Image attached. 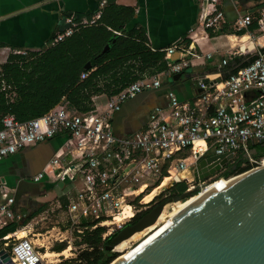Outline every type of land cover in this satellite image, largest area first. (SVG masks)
<instances>
[{
    "label": "built area",
    "instance_id": "obj_1",
    "mask_svg": "<svg viewBox=\"0 0 264 264\" xmlns=\"http://www.w3.org/2000/svg\"><path fill=\"white\" fill-rule=\"evenodd\" d=\"M218 2L210 0L207 5L211 7L207 9L206 5L204 9L201 21L206 27L225 22ZM253 19L258 27L247 31ZM65 23L52 37L51 44L70 35L74 27L89 22L68 17ZM235 25L244 29L255 43L248 51L241 49L245 63L225 75L217 72L213 77L205 75L198 79L199 92L191 102L180 100L173 90L167 89L166 105L154 107L141 128L121 136L112 130V114L124 101L144 90L164 87L174 73H181L190 65L188 56L196 55L195 47L173 42L163 48L164 69L144 75L108 96L102 110L93 107L80 112L59 102L47 112L24 121L16 120L12 114L3 115L0 159L56 135L64 136L61 145L32 178L36 182L45 179L75 187V195L69 197L65 205L69 236L100 226L103 239L150 209L156 196L178 183L185 184L183 191L197 193L217 178L230 176L224 171L242 158L245 161L241 166L247 162L258 165L261 157L253 156L250 145L264 138V3L256 16L240 15ZM10 53L29 54L19 49H12ZM3 63L0 60V91L12 101L16 92L4 78ZM87 75L88 72H82L80 77ZM228 154L232 159L219 170L203 179H195L194 172L201 158ZM142 187L150 192L157 189L148 202L143 203L142 195L137 193ZM13 191L0 183V228L23 218L15 206ZM19 231L16 229L0 238L1 248L8 254V259L0 254V264H57L61 261L42 257L27 236L18 237ZM67 244L69 251L73 250L71 240Z\"/></svg>",
    "mask_w": 264,
    "mask_h": 264
},
{
    "label": "crops",
    "instance_id": "obj_2",
    "mask_svg": "<svg viewBox=\"0 0 264 264\" xmlns=\"http://www.w3.org/2000/svg\"><path fill=\"white\" fill-rule=\"evenodd\" d=\"M218 1L217 7L222 11L225 22L215 27H206L201 17L210 0H0V60L5 63L12 55V49L25 50L28 53L42 50L51 44L55 33L66 25V18L80 16V19L93 23L110 5L130 8L133 11L124 28L114 31L117 35L130 28L141 31L151 50H163L173 42L183 46L192 44L196 55L189 54L191 63L178 79L172 78L162 88L140 92L141 98L133 103L124 102L123 107L112 114V130L115 135L121 136L141 128L154 107L166 105L164 94L168 87L180 100L191 102L199 92L196 85L198 79L205 78V75L213 77L217 72L225 75L244 62L241 49L248 51L255 43L249 39L244 29L236 27L235 20L245 13L256 16L262 3L253 6V0ZM209 7L210 4L207 9ZM253 21L257 22L253 19L251 23ZM206 30L212 31L214 35L209 36ZM247 31H251L249 26ZM150 71L152 70L149 68L145 69L142 76H150L160 70L149 74ZM107 97L104 93L93 95V107L102 110ZM63 138L64 136L56 135L1 158L0 183L10 186L15 195V183L21 180L34 181L33 175L42 169L61 145ZM39 184L37 193L35 188L26 187L27 191L15 200L16 208L26 209L22 205L23 200L32 197L40 202L38 207H42V210L44 204L51 200L63 209L66 222L64 232L68 233L65 205L69 197L75 195L76 188L45 179L39 181ZM47 184H58V189L54 193H48L45 189Z\"/></svg>",
    "mask_w": 264,
    "mask_h": 264
},
{
    "label": "trees",
    "instance_id": "obj_3",
    "mask_svg": "<svg viewBox=\"0 0 264 264\" xmlns=\"http://www.w3.org/2000/svg\"><path fill=\"white\" fill-rule=\"evenodd\" d=\"M132 12L130 8L110 5L102 11L97 21L74 27V31L62 40L42 50L31 51L28 55H10L2 64L1 71L6 81L15 88L16 96L9 101L0 91V128L1 117L5 114H12L16 120L24 121L47 112L59 102L80 112L92 110L93 95H113L142 77L145 69L152 70L149 74L164 69V51L151 50L141 31L130 28L118 35L114 32L124 28ZM80 18L76 16L73 19L79 21ZM256 27L255 21L249 25L250 30ZM206 31L209 36L214 35L212 31ZM106 44L109 48L103 51ZM86 63H89L88 69L84 68ZM82 72H88V75L81 78ZM250 147L254 157L264 156V143L255 142ZM243 161L242 158L237 162L235 171L229 173L225 170L224 174L243 172L255 165L247 162L241 166ZM184 188V183L176 184L169 190L170 196L182 192ZM41 208L38 207L20 222H11L0 228V238L24 225ZM148 210L140 213L132 222ZM102 231L103 228L97 226L75 233L80 237L76 242L83 244L82 247L75 257L57 264H108L114 257L106 249L112 235L103 239ZM127 243L123 242L115 250L121 254ZM53 248L61 251L65 245L59 243Z\"/></svg>",
    "mask_w": 264,
    "mask_h": 264
},
{
    "label": "water",
    "instance_id": "obj_4",
    "mask_svg": "<svg viewBox=\"0 0 264 264\" xmlns=\"http://www.w3.org/2000/svg\"><path fill=\"white\" fill-rule=\"evenodd\" d=\"M253 1V6L264 2ZM107 48L108 45L103 51ZM84 68L88 69L89 63ZM180 75L174 73L172 78L176 80ZM259 142L264 143V138ZM232 157L228 154L201 158L195 179L214 173ZM235 169L234 162L227 171L231 173ZM39 185L27 180L15 183L16 201L29 187L39 192ZM192 194L194 191H182L156 203L112 235L106 249L112 250L115 244L152 224L167 203L184 200ZM0 254L8 259L3 248ZM116 258L108 264H264V169L256 165L238 173L222 188L179 212L172 223L130 256Z\"/></svg>",
    "mask_w": 264,
    "mask_h": 264
},
{
    "label": "rangeland",
    "instance_id": "obj_5",
    "mask_svg": "<svg viewBox=\"0 0 264 264\" xmlns=\"http://www.w3.org/2000/svg\"><path fill=\"white\" fill-rule=\"evenodd\" d=\"M168 81L171 82V79L169 78L167 80V82ZM168 89H171V88L168 87ZM141 97L142 96L139 95V93H138L135 97L129 98L124 102L132 101V103H133ZM102 100H104V99H102ZM122 105H121V107H123ZM63 140H64V138L62 139L61 142H63ZM263 157L264 156H261V158H263ZM237 174L238 173H233L232 175H237ZM232 175H230V176H232ZM222 178L223 177H221L220 179H222ZM225 178H227V177H225ZM220 179H218V180H220ZM215 181H212V182H215ZM58 184H54V185L52 184L53 186L47 184V185H45L47 187L45 189L48 193L49 192L54 193L58 189ZM156 190L157 189H153L151 192H150V190L144 191L140 195H142V197H143V195H146V197L144 198V201H148L151 197H154ZM164 194L168 195L169 191H165V192L159 194L158 196H156L155 199L153 200L154 203L157 201H161L165 197ZM188 199H184V200H180V201H176V202H169L165 205L166 209L170 210L174 206L177 207L180 205L181 202H184ZM22 205L24 207H26V209L19 210V212L21 213V215H23V217H26L31 211L35 210L40 205V202H38L34 198L30 197L27 200H23ZM160 219H163V214H161L160 217L158 218L159 221H160ZM65 225H66V222H65V215H64L63 209L57 207L55 202L50 200V201H47L46 204H44V208L41 211L37 212L35 215L30 217L24 225H22L21 227L18 228V230H20L18 233V236H20V235L27 236V238H29L36 245V247L39 249L40 252H43L45 250L58 252V251L54 250V248H53L55 245H57L59 243H63L65 245V248H66L67 243H68L67 241L71 240L72 247H74L73 250L69 251V248H68L65 254H61L62 256L61 255H53V256H51V259H50V260H55V261H58L56 259H61V261H63L65 259L73 258L74 256H70V255L77 254L79 248L82 247V245H83V244L79 245L76 242V241H79L80 237L77 236L75 233H73L71 235V238H70L69 234L64 232ZM143 234L144 233L139 232L133 239H138L141 236H143ZM1 247H2V241H0V248ZM71 253H73V254H71ZM110 253H112V255L114 257H118L120 255V251H118V250H110ZM63 255L66 258H64ZM60 262H57V263H60Z\"/></svg>",
    "mask_w": 264,
    "mask_h": 264
},
{
    "label": "bare ground",
    "instance_id": "obj_6",
    "mask_svg": "<svg viewBox=\"0 0 264 264\" xmlns=\"http://www.w3.org/2000/svg\"><path fill=\"white\" fill-rule=\"evenodd\" d=\"M259 167L264 169V157L260 158ZM235 175L229 176L227 178H222L220 180L216 179L215 182H211L206 188H203L197 193L192 194L191 196L187 197L186 201L181 202L179 206L173 207L170 210L166 209V206L163 208L157 219L150 225L146 226L145 228L134 232L132 235H130L128 238L120 241L119 243L115 244L113 247V250L116 249V247L120 244H122L125 241H128L127 246L123 249L124 251L117 257L116 259L120 258H127L132 253H134L136 250H138L142 245L147 243L150 239L155 237L157 234H159L162 230H164L170 223H172L173 218L182 210L186 209L187 207L194 205L198 202H200L204 197H206L209 193H212L213 191L222 188L225 184H227ZM218 180V181H217ZM144 187L138 190L137 193L142 194L144 192ZM146 195H143L142 202H148L153 197H151L148 201H144V198ZM163 214V219L158 220L160 215ZM139 232L144 233L143 236H141L138 239H133ZM19 238L24 237V235L18 236ZM68 249V248H67ZM67 249H63L61 252L56 253L50 250H45L41 252L42 257L51 259V256L53 255H61L65 254ZM113 263V262H112Z\"/></svg>",
    "mask_w": 264,
    "mask_h": 264
},
{
    "label": "flooded vegetation",
    "instance_id": "obj_7",
    "mask_svg": "<svg viewBox=\"0 0 264 264\" xmlns=\"http://www.w3.org/2000/svg\"><path fill=\"white\" fill-rule=\"evenodd\" d=\"M172 192L175 193L174 190H172ZM170 193H171V192H170ZM170 193H169L168 195H165V197H164L161 201L166 200V199L172 197V196H170ZM177 194H178V193H177ZM175 195H176V194H175ZM175 195H173V196H175ZM157 202H160V201H157ZM157 202H155L154 205H155ZM151 206H153V205H151Z\"/></svg>",
    "mask_w": 264,
    "mask_h": 264
}]
</instances>
